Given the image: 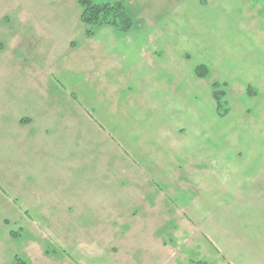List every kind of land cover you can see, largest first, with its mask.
I'll return each mask as SVG.
<instances>
[{
  "label": "crops",
  "instance_id": "crops-1",
  "mask_svg": "<svg viewBox=\"0 0 264 264\" xmlns=\"http://www.w3.org/2000/svg\"><path fill=\"white\" fill-rule=\"evenodd\" d=\"M49 1L74 9L77 28L62 47L50 48L47 67L29 74L17 102L0 96V154L8 173L0 185V264H85L86 256L72 257L73 243L65 238H81L76 244L86 249L80 252L97 247L94 236L121 247L145 228L154 236L160 220L171 226L189 220L194 236L213 237L211 217L240 199L264 197L263 55H248L244 47L246 53L227 52L219 62H236L234 74L209 80L186 68L190 53L180 48V38L166 41L157 20L143 22L152 32L141 37L113 26L87 37L78 0ZM105 1L114 0L97 2ZM239 1L245 10L252 6ZM204 3L232 6L230 0ZM18 5L30 14L28 37L34 38L33 29L42 27L38 10L31 0ZM215 82L230 104L224 117ZM249 85L256 96L247 94ZM91 101L99 102L113 141L109 150L98 149L95 165L89 127L92 122L101 131V125L90 117ZM72 170L81 172L74 177ZM93 175L100 189L86 184Z\"/></svg>",
  "mask_w": 264,
  "mask_h": 264
},
{
  "label": "rangeland",
  "instance_id": "rangeland-1",
  "mask_svg": "<svg viewBox=\"0 0 264 264\" xmlns=\"http://www.w3.org/2000/svg\"><path fill=\"white\" fill-rule=\"evenodd\" d=\"M31 1L38 10L35 12L37 21L42 25L37 30L33 29L34 25L29 22L30 14L20 13L18 0H0V41L4 46L0 49V96L7 95L13 102L19 100L18 90L31 76L29 74H32L37 66L40 69L47 67L52 54L49 53L50 48L54 50L55 47H62L65 37L74 34L77 28L73 17L74 9H64L66 2L60 5L49 0ZM123 1L134 20L132 32L141 37L144 33L152 32L150 28H142L144 21H159L156 26H164L162 30L165 31L163 37L166 41L174 42L180 38V48L190 53L191 58L185 60L186 68L192 71L199 64L210 65L209 80L229 78L234 74L236 62H219L220 56L227 52H247L248 55L256 53L264 58V0H249L252 6L246 10L239 4V0H230L232 6L227 8L208 6L204 3L206 0H202V7L197 6L196 0ZM28 6L30 5H27V10ZM29 25L33 26L35 31L34 38L28 37ZM243 47L247 48L246 52ZM31 53L36 57L33 60L27 57ZM208 81L202 80V89ZM3 88L6 89L4 93ZM193 94L191 93L190 97L193 98ZM98 104L99 102L91 101L87 105L91 119L94 122L98 120L101 125V131L92 122L89 127L91 165H95L94 161L98 162L102 156V151L98 149L109 150L113 142L112 134L106 130L103 123ZM1 143L0 138V148ZM4 160L0 154V185L8 181V173L4 172L2 165ZM7 161L11 162V158H7ZM78 172L81 171L72 170L74 177ZM75 179L79 184L82 181L80 178ZM91 179L86 181V184L90 188L94 186L100 189V185L96 186L94 175ZM107 184L105 185L108 186ZM101 192L107 197V191L102 189ZM251 202L245 203L240 199L239 204L229 205L224 213H220V217H211L214 219L210 222L214 229L211 232H215L216 236L205 237L206 240L194 236L189 220H173V226L167 220H160L154 225V236L151 237L148 227L133 237L127 236L121 247L114 246L112 238L105 243L100 241L98 236H94V240H99H95L98 241L97 247L92 250L90 244L87 250L80 252L77 249L81 247L76 242L81 238L68 236L65 239L68 244L73 243L72 257L80 259L86 256L85 264H113V261H116L114 264H193L192 260H203L209 264H264V197L251 199ZM170 218L174 216L170 215ZM168 228L172 229L169 231ZM124 232L122 230V233ZM195 233L199 235L198 230Z\"/></svg>",
  "mask_w": 264,
  "mask_h": 264
},
{
  "label": "trees",
  "instance_id": "trees-1",
  "mask_svg": "<svg viewBox=\"0 0 264 264\" xmlns=\"http://www.w3.org/2000/svg\"><path fill=\"white\" fill-rule=\"evenodd\" d=\"M81 6V21L86 28V36L92 37L97 29L103 26H113L121 31H129L133 27L134 20L127 11V5L123 0L96 2L95 0H78ZM4 46L0 41V49ZM209 67L206 64H199L195 68V73L199 77L209 75ZM213 96L217 102L218 114L226 116L230 111L226 92L217 82L214 83ZM249 96H256L257 90L249 85L247 88ZM13 234H17L14 232ZM193 264H209L203 260H192ZM21 264V263H19Z\"/></svg>",
  "mask_w": 264,
  "mask_h": 264
}]
</instances>
